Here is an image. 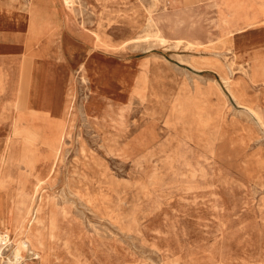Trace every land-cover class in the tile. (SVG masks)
<instances>
[{
	"label": "rangeland",
	"instance_id": "rangeland-1",
	"mask_svg": "<svg viewBox=\"0 0 264 264\" xmlns=\"http://www.w3.org/2000/svg\"><path fill=\"white\" fill-rule=\"evenodd\" d=\"M215 1H48L82 57L40 62L35 82L25 61L31 103L16 108L31 0H0V231L20 233L16 202L41 179L22 224L40 257L18 264H264V127L248 111L264 117V23L227 36L237 5ZM237 1L264 18V0ZM126 16L151 17L165 42L122 46Z\"/></svg>",
	"mask_w": 264,
	"mask_h": 264
},
{
	"label": "bare ground",
	"instance_id": "bare-ground-1",
	"mask_svg": "<svg viewBox=\"0 0 264 264\" xmlns=\"http://www.w3.org/2000/svg\"><path fill=\"white\" fill-rule=\"evenodd\" d=\"M73 2H74V0H63V4L68 9L73 8L72 7L73 6ZM220 2H223L224 10L225 9L228 10L230 8H233L232 7L233 5H237V7L234 8V10H233L234 11V13H233V15H234L233 21L230 22L229 27L227 29H225V34H227V36L235 34V33H238V32H241V31L245 30L248 27L254 26L255 24L264 23V18H262V19H254V17L246 16L245 8L243 7V5H242V3L240 1H237V0H221L219 2L215 1V4L217 5ZM260 14L264 15V11H261ZM204 16H206V15H204ZM224 22H226V20H224ZM135 24H136V27L133 29L132 33L130 35H128V36H127V34H125L126 37L121 40L122 46H124L127 43H135V44H138V43L139 44H143L144 43L146 45V42H148L150 38H153L155 41H157L159 43L165 42V38L160 34L161 33L160 29L156 26L154 20L151 17L145 16V18H143V19H138L137 21H135ZM95 37L98 38V39H101V37H100V35L98 33H95ZM178 43H179V40H177L174 45H177ZM242 45H243V43H242ZM186 46L190 47L189 44H187ZM146 47H150V45L147 44ZM219 55H222V53L221 52H215V56L216 57L214 56L213 59H207V58H203V57L202 58L198 57L197 59H194V58H190L189 57V58H187L186 61H190V64L193 67H198L197 65L194 64L193 61H191L192 59H194V60H198L199 59V61H218L219 60L218 59ZM223 55H225V54H223ZM147 59H149L148 61H164L160 57L155 56L153 54L148 55ZM196 62H198V61H196ZM205 64H207V62H205ZM25 66H26V62H23L22 63V67H21V74H22L21 75V86L22 87H20V91L21 92H20L19 97H18V99L16 101V108L18 107L19 104H21V106L25 107V103H26V100L24 99V96H23V92H24L25 89L23 90L24 85L22 84L23 78L25 77V74H24L25 71H26ZM226 67L228 68L227 72L225 74L220 73V78L223 81V83L227 86V89L229 90V92L233 96H235L233 90H231V88H230V83H229V78H230L229 76L231 75V70L228 67V65ZM31 69L33 70V73H34L35 72V66H32ZM163 69H164V67H163ZM146 70H147V68H146ZM144 73H143V76H144ZM148 75H149V73H148ZM81 79L84 81L83 77H81ZM141 82H143V81L141 80ZM30 88H31V86H30ZM29 103H26V106ZM248 111H249L250 114H252L255 117L256 121H258L259 124L262 127H264V117H262L258 112H256L251 107H248ZM11 133L14 136L13 130H12ZM5 146L7 148L9 146V143L5 144ZM4 160H5V157H4V154H2L0 156V164H2V162ZM47 161H48V156H45V157H43L41 159V162L43 163L42 168L44 170L52 171L53 163H51L50 167L48 168L47 167ZM34 181H35V185H34L35 187H34L33 193L35 194L37 192V187L39 186L41 179H35ZM24 191H26V190L24 189L22 193H26ZM34 194L29 195V196L23 194V196L18 200V202H16L18 205L19 204H24L25 205L24 206V210H25V216L24 217H25V219H22L19 222V224H17L18 231H20V233L22 232V236L19 238L20 233L17 232L15 234L17 237L16 236L10 237V235H9L10 233L8 234V233H6L3 230L0 231V256H2V249L4 247H7V248L11 249L9 256L7 257L8 260H9L8 264H18L19 261L22 259V252H21L22 250L23 251H30L31 254L36 255L37 258L40 257L38 249H39L40 245L43 243L42 242V234H38L37 231L33 232L32 230L25 232V225H22V224H26V225L29 224L31 222V220L33 219L34 215L36 214V211L37 212L39 211V210H37L38 208H35V206H32V204L34 202V199H36ZM28 201H30L29 204H28ZM0 210H1V208H0Z\"/></svg>",
	"mask_w": 264,
	"mask_h": 264
},
{
	"label": "crops",
	"instance_id": "crops-1",
	"mask_svg": "<svg viewBox=\"0 0 264 264\" xmlns=\"http://www.w3.org/2000/svg\"><path fill=\"white\" fill-rule=\"evenodd\" d=\"M48 1L50 0H31V3L27 8L28 24L25 35V42L23 43L24 44L23 49L25 50L26 54L24 53V57H22V61L24 62L30 61L29 62L30 67L35 66L34 73L33 70L31 69L32 82L36 81L38 66L40 62L55 61L57 63H61L67 61H77V53L78 55H80V53L77 52V50L82 49V46L84 44L82 41L73 39L71 37L70 38L67 37L68 33L65 31V28L62 27L63 25L62 19L64 18V16H62L59 24L55 25L56 23L52 20V16H51L53 11L45 8L47 6ZM62 4H63V0H62ZM63 6L65 5L63 4ZM54 7L57 11L60 8L59 4L54 5ZM65 8L67 7L65 6ZM46 17L50 19L43 20V18ZM133 18L134 16L125 17L127 30L130 31L129 33H126L127 35H130L133 29L136 27L135 21L132 20ZM19 35H20L19 33H15L13 35V38L16 41H18ZM80 56L82 57V55ZM148 60L149 59H147L146 56L144 59H141L140 61H148ZM88 61H93V60L90 59ZM31 97H32V88H31ZM30 107L33 106L30 105Z\"/></svg>",
	"mask_w": 264,
	"mask_h": 264
}]
</instances>
